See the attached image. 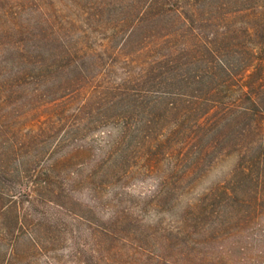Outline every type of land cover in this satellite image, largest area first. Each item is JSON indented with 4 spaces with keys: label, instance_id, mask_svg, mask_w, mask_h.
Returning a JSON list of instances; mask_svg holds the SVG:
<instances>
[{
    "label": "trees",
    "instance_id": "trees-1",
    "mask_svg": "<svg viewBox=\"0 0 264 264\" xmlns=\"http://www.w3.org/2000/svg\"><path fill=\"white\" fill-rule=\"evenodd\" d=\"M63 4L77 9L74 18L45 1L24 26L15 12L5 35L0 93L10 99L0 102V167L9 172V160L29 145L8 128L46 105L57 119L46 122L44 140L74 150L61 161L76 154L85 163V137L107 126L89 175L155 176L152 205L174 207L189 181L192 188L218 157L235 154L230 175L190 206V234L204 242L234 236L264 212V0ZM46 185L62 206L61 192ZM125 222L115 213L96 223L98 236L111 237ZM17 223L37 244L35 225L18 216ZM184 261L224 264L196 254Z\"/></svg>",
    "mask_w": 264,
    "mask_h": 264
},
{
    "label": "rangeland",
    "instance_id": "rangeland-1",
    "mask_svg": "<svg viewBox=\"0 0 264 264\" xmlns=\"http://www.w3.org/2000/svg\"><path fill=\"white\" fill-rule=\"evenodd\" d=\"M45 1L53 2L59 13L68 12L70 17L77 11L74 6L68 11L63 3L68 5L69 0H0V49L5 47L15 12H20L24 26L35 14L34 5ZM3 99L7 103L10 98L0 93V102ZM36 106L21 123L8 128L10 136L27 138L29 145L9 160V172L0 167V190L12 195L0 193V264H189L184 258L190 254L220 258L224 264H264V212L234 236L217 235L204 242L202 236L190 234V206L230 175L235 154L218 157L194 180L192 188L189 181V188L174 207H168L167 202L166 206H156L150 204L155 176L89 175L92 163L107 144L109 127H100L85 137L90 148L85 163L80 164L76 154L61 161L74 151L71 145L57 147L55 140H44L49 134L46 122L51 116L57 119V111ZM2 111L0 108V116ZM46 180L50 188L55 185L61 192L57 200L62 206L51 200L57 197H51ZM9 199L14 200L12 210L6 207ZM115 213L126 215V222L115 226L111 237H99L96 223L112 219ZM17 216L25 225H35L37 244L24 229L17 228ZM190 238L198 239L192 243ZM155 255H160L159 259Z\"/></svg>",
    "mask_w": 264,
    "mask_h": 264
}]
</instances>
